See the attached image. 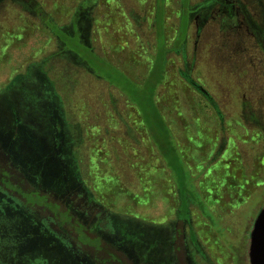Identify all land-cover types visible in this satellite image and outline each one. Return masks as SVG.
<instances>
[{
  "label": "rangeland",
  "instance_id": "1",
  "mask_svg": "<svg viewBox=\"0 0 264 264\" xmlns=\"http://www.w3.org/2000/svg\"><path fill=\"white\" fill-rule=\"evenodd\" d=\"M26 1L67 38L0 0V264H251L264 0H245L242 40L221 32L206 0ZM152 101L170 140L146 125ZM187 192L206 210L191 201L185 218Z\"/></svg>",
  "mask_w": 264,
  "mask_h": 264
},
{
  "label": "trees",
  "instance_id": "2",
  "mask_svg": "<svg viewBox=\"0 0 264 264\" xmlns=\"http://www.w3.org/2000/svg\"><path fill=\"white\" fill-rule=\"evenodd\" d=\"M93 1V2H92ZM85 0V2H86V6L88 7L91 3H93V6H96V4L98 3V2H100L101 0ZM216 1H218V0H206L205 2H202V5L203 4H206L207 6H214V4H216L215 2ZM15 2H16V0H15ZM20 3L21 4H23L22 6H23V8L24 9H26V10H32L33 11V14H35L38 18L37 19H39V21L41 22V24L44 26V28L46 29H48L49 28V30H51L52 31V34H53V36L57 39V41H60V40H62L64 37H66L67 38V36H65V34H64V31L61 29V27H52V22H53V19L54 18H51L50 16H48L46 13H44V10L41 8V5L40 4H35V3H31V1L29 2V1H26V0H20ZM94 9H95V7H94ZM54 21H56L55 19H54ZM96 25H99V20L98 21H96V23H95ZM54 26V25H53ZM182 27H186L185 28V31L188 29V22H187V18H185V20L183 21V24H182ZM234 29H236L237 30V28H234ZM221 32H222V30H221ZM224 33V32H223ZM186 34H187V32H186ZM238 35V34H237ZM64 36V37H63ZM183 36V35H182ZM186 36V35H185ZM185 36H183V37H185ZM64 40V39H63ZM65 42V45H66V43H67V41H64ZM75 43H77V42H75ZM74 51V50H73ZM56 55L55 56H58V57H63V55L64 56H66V54L63 52H60V50H58V51H56V53H55ZM68 58V57H67ZM46 61V60H45ZM94 61L95 62H98V59H96V58H94ZM91 62H93V61H91ZM99 63H100V61H99ZM91 65L92 66H94V68H96V65H97V63L94 65V63H91ZM101 65H103V64H101ZM107 68V67H106ZM97 69H99V67H97ZM103 71H106V69L105 68H103L102 67V70H101V72H103ZM122 74V73H121ZM125 77H126V75H125ZM126 79L129 81V79L126 77ZM53 82V81H52ZM192 83V82H191ZM53 88H54V90L56 91V85H55V83L53 82ZM193 88H195L196 90H202L203 92L204 91H206V89H204V87L201 85V84H199V85H195V84H190ZM120 91V90H119ZM202 91H199V92H201V94L202 95H204V96H206V98L211 102V104H212V106L214 107V110L217 112V113H220V111H218L220 108H219V103H217V101H216V99H215V97L212 95V94H210V95H208V94H203V92ZM56 94H58L59 95V93L58 92H55ZM213 96V97H212ZM151 103H153V108H154V110L153 111H151V113H149V114H143L142 115V113H141V111H140V109H139V112L141 113V115L143 116V118H144V120H145V122H146V125L148 126H151V129L154 131V132H157L156 134H157V136H158V138L160 139V138H162V140L166 137V140H168L169 139V135H168V132H169V130H168V126H167V124H166V122H163V121H161V114H160V111L158 110V107L155 105V102L154 101H152ZM223 112L221 111V113L220 114H222ZM223 116H224V113L222 114ZM148 123V124H147ZM148 128V130H150L149 129V127H147ZM161 128H164L165 129V131H164V133L162 134V133H160L161 132ZM151 130V131H152ZM158 131H160L159 133H158ZM164 136V137H163ZM170 140V139H169ZM173 142V141H172ZM171 142V143H172ZM172 156L173 157H175V158H177V156H176V151H175V147L174 146H172ZM175 151V152H174ZM168 156V160H169V162H170V164H171V168L172 167H176V164H174V162H175V160H173V158H172V156H169V155H167ZM219 156H220V154H219ZM178 159V158H177ZM178 166V165H177ZM241 167H242V169H243V172H244V174H247V175H250V171H249V169L242 163L241 164ZM245 179V178H244ZM184 180V179H183ZM184 182H185V180H184ZM182 185H183V187L185 188L186 187V185H187V188H188V184L187 183H182ZM186 188V189H187ZM179 190V189H178ZM179 192V194H180V192L181 191H178ZM180 198H181V206H182V210H181V213H183L184 215H185V218H190V214H189V209H190V202L192 201V202H194V203H196V204H198L200 207H201V209H205L206 210V206H205V202L206 201H204L205 199L203 198V196H201L199 193H197V192H195V194L193 195V196H190L189 195V193L187 192V193H184V194H182L181 193V195L179 196ZM193 203V204H194ZM55 208H58L57 206L55 207ZM58 210V209H57ZM70 221V218L67 216V220L66 219H64L63 221H62V223L64 224V223H66V222H69ZM76 232H77V234H78V236H79V238L81 239L82 237H84L85 235H86V233L83 231V229H79V228H76ZM191 236L194 238H196V240H197V236H196V234H195V232H194V229H192L191 230Z\"/></svg>",
  "mask_w": 264,
  "mask_h": 264
},
{
  "label": "flooded vegetation",
  "instance_id": "3",
  "mask_svg": "<svg viewBox=\"0 0 264 264\" xmlns=\"http://www.w3.org/2000/svg\"><path fill=\"white\" fill-rule=\"evenodd\" d=\"M215 3L210 14L217 20L220 30L224 34L229 31L228 34L232 33L233 38L239 40H242L243 34L244 36L251 35L245 0H218ZM229 23H231V27H229Z\"/></svg>",
  "mask_w": 264,
  "mask_h": 264
},
{
  "label": "water",
  "instance_id": "4",
  "mask_svg": "<svg viewBox=\"0 0 264 264\" xmlns=\"http://www.w3.org/2000/svg\"><path fill=\"white\" fill-rule=\"evenodd\" d=\"M250 238V263L264 264V207L255 218Z\"/></svg>",
  "mask_w": 264,
  "mask_h": 264
}]
</instances>
